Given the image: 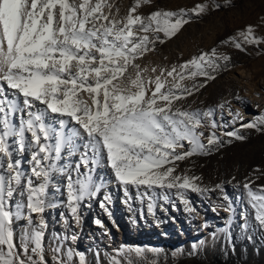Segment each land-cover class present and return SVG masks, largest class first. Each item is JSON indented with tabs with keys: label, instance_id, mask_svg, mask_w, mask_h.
<instances>
[{
	"label": "snow or ice",
	"instance_id": "1",
	"mask_svg": "<svg viewBox=\"0 0 264 264\" xmlns=\"http://www.w3.org/2000/svg\"><path fill=\"white\" fill-rule=\"evenodd\" d=\"M150 3L135 0L128 14L117 19L108 0H0V264H48L40 230L43 218L39 229L21 234L19 244L13 223L14 217L23 218L24 208L29 225L32 214L44 213L52 174L57 171L67 174V207L77 221L80 202L96 197L104 187L93 177L101 167L110 169L126 203L132 200L130 189H134L138 200L148 201L149 213L157 199L168 202L172 195L193 213L196 209L188 192H224L221 184L202 187L196 183L199 177L176 175L175 164L193 155L210 154L213 145H222L216 129L227 125L214 115L230 102L203 110H188L176 103L206 86H186L185 80H215L212 73L219 69V62H228L230 57L212 48L145 77L149 69L142 68L137 59L153 51L155 44L174 38L191 16H202L209 7L198 3L189 10L138 14V9ZM238 36L245 44L264 42L257 39L251 25ZM221 44L242 49L236 36ZM229 115L233 121L242 120L238 111ZM241 126L264 132V114ZM202 128L210 130L207 136ZM222 135L246 139L237 131ZM17 150L31 153L30 176L21 171L19 160H13ZM64 155L78 156L74 167H58ZM81 167L86 171L81 172ZM243 189L257 226L264 230V185L253 189L248 181ZM17 191L21 196L27 193V203H17L13 212L10 201ZM223 198L228 200L226 195ZM103 201L110 203V195L106 193ZM225 211H233L231 203ZM96 223L103 227L101 221ZM242 227H249L247 216ZM52 251L53 264H73L74 259L87 264L84 253L71 248L62 252V244ZM128 251L142 256L145 250ZM124 254L123 248L116 250L108 264H122L119 257Z\"/></svg>",
	"mask_w": 264,
	"mask_h": 264
},
{
	"label": "rangeland",
	"instance_id": "2",
	"mask_svg": "<svg viewBox=\"0 0 264 264\" xmlns=\"http://www.w3.org/2000/svg\"><path fill=\"white\" fill-rule=\"evenodd\" d=\"M108 3L112 5L111 13L120 19L128 14L135 0H108ZM198 3L207 4L208 11L199 17L191 16V22L174 38L155 44L154 50L138 58L136 63L149 69L145 77H154L161 70L178 66L212 48L230 57L228 62H219V69L212 73L215 80L205 81L201 77L185 80L186 86L194 83L206 86L176 103L188 110H203L230 102L223 110L217 108L214 115L220 124L227 125L216 129L222 145H213L210 154L193 155L175 164L176 175L199 177L196 183L202 187L215 188L221 184L224 192H188L187 198L196 209L193 213H189L174 195L168 202L157 199L156 207L149 213L148 201L138 200L134 189H130L132 200L126 203L127 198L110 169L101 167L93 172V177L104 187L96 197L80 202L77 221L67 207V174L57 171L52 174L44 213L32 214L31 225L26 208L22 209L23 218L14 217L17 244L25 230L39 229L43 218L44 227L40 230L44 233L48 264H53L52 249L58 244H62V252L71 248L84 253L87 264H97V258L100 264H108L109 257L122 248L125 250L124 256L119 257L122 264H127L128 260L132 264H264V230L257 226L243 189V183L248 181H252L253 189L264 185V132L241 126L264 114V42L245 44L238 36L251 25L257 39L264 41V0H151L149 5L138 9V14L148 15L154 10H189ZM232 36L240 40L242 49L221 44ZM152 68L156 73L151 72ZM229 111H238L242 120L233 121ZM200 131H204L205 136L210 132L203 128ZM228 131H237L246 139L238 141L222 135ZM203 143L207 144V140ZM30 155V152L18 150L13 153V160L21 162V171L26 176L31 175ZM77 160L78 156L64 155L57 162L58 167H74ZM84 171L81 167V172ZM106 193L111 197L110 203L103 201ZM225 195L228 200H224ZM102 201L105 208L101 207ZM17 203L26 205L27 193L21 196L17 191L14 194L10 201L13 212ZM229 203L233 206L232 212L225 211ZM246 216L249 227L245 230L242 225ZM97 220L103 227L96 223ZM137 247L145 250L142 256L128 251ZM150 249L160 251L154 253ZM73 264H78V260L74 259Z\"/></svg>",
	"mask_w": 264,
	"mask_h": 264
}]
</instances>
